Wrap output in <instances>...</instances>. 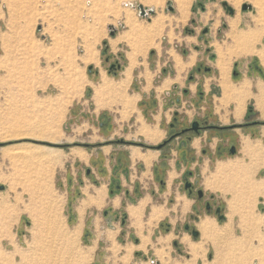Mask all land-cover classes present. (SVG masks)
Returning <instances> with one entry per match:
<instances>
[{
	"label": "crops",
	"instance_id": "obj_1",
	"mask_svg": "<svg viewBox=\"0 0 264 264\" xmlns=\"http://www.w3.org/2000/svg\"><path fill=\"white\" fill-rule=\"evenodd\" d=\"M172 1L175 17L181 16L182 22H177L175 18L176 22L165 23L164 31H160L162 28L155 29L153 21L149 23H153L151 26H139V11L135 15L138 21L132 20L130 15L126 21H119L121 26L125 25L129 32L133 31L140 37L135 36L132 40H124L121 36L118 39L112 38V44L117 40L115 45L124 42L129 46V62L121 78L115 79L103 72L102 80L95 85L96 88L105 79L111 83L118 82L116 86L101 85L104 95L100 97V101L103 103L101 106H105L100 107L99 97L95 98V90L93 95L98 110L114 109L118 116L111 118L105 114V122L99 123L100 130L92 131L90 135L92 139L87 142L90 146L75 147L83 149L86 156L78 158L81 165L77 162L76 167L72 168L73 178L69 188L70 191L81 190L84 195L76 204L81 225L88 212L91 215L98 214L93 217L96 236L94 244L101 240L119 244L117 238L122 229L118 226L125 221L122 212L127 214V227L130 229L126 233V242L121 245L122 259L129 260V249L133 256L138 251L142 257L140 262L133 260L126 263L127 261L121 260L119 264H205L207 253L204 238L216 245L224 238V234L220 235L218 231L228 232L229 236L232 229H237L235 225L238 226L243 215L254 213L253 209L246 207L247 199L264 197L261 188L264 180V78L260 70V67L264 70V47L257 45L264 32L253 26L249 28L250 21L246 12H222L219 19L205 16L208 14L206 12L203 17L208 19H194L196 34L186 35L182 29L193 19L190 14L194 0L184 10L178 0ZM128 8L136 12L133 8ZM208 25L207 36L210 39L205 42L198 30L207 28ZM159 32L166 33L168 46L158 49L157 59L153 60L154 65L151 67L148 53L158 42ZM129 35L131 34L126 37ZM201 40L205 46L195 49L196 41L200 43ZM179 42L190 48L186 57L176 50ZM192 45L194 50L191 49ZM165 54L167 59H164ZM211 54H215L216 58L211 59ZM200 61H204L210 69L206 70L205 66L196 67ZM169 62L172 68L167 66H170ZM235 70L240 74L239 80L234 79ZM135 78L138 80L139 90L130 94L127 89ZM115 92L121 95L116 101L113 94ZM37 101L40 103L42 100ZM139 102L142 108L139 107ZM249 105L253 108L251 116L248 112ZM74 107L71 106L70 118L74 117L78 121L79 108ZM1 109L2 106L0 113ZM85 109L82 106V111ZM125 113L128 117L132 113L129 119L132 125L121 124L128 118ZM145 115L149 116L151 122L147 121ZM175 116H178L177 129L189 127L194 121H200L203 126L242 127L203 129L191 140L188 138L189 133L178 137L164 150L120 142L96 145L124 139L127 142H144L157 146L168 138ZM59 117H62L61 102ZM248 119H257L262 123L247 125ZM45 126L38 124L34 127L44 129ZM24 127L15 124V121H4L0 126V143L25 137L22 133L11 136L14 130H24ZM4 130L9 131L5 137ZM235 136L239 143L237 153L227 157V148ZM26 146L32 147L20 144L1 149H5L3 152H8L13 157V152L10 153L12 150L25 149ZM36 146L38 145H33ZM45 148L47 147L34 148L41 153L40 159L46 156ZM220 148L225 157H219ZM164 153L169 157L164 156ZM123 154L128 161L125 158L119 160L120 156L124 157ZM190 175L193 176L190 178L192 180H198L199 177V184L208 196H215L226 203L224 223L220 224V219L209 213L196 218V199L190 197L185 190V180ZM80 176L86 181L81 188L78 185ZM91 178L98 179L100 184H93ZM162 178L165 179L166 186L161 192ZM137 186L142 195L133 203L130 196ZM84 201L87 203L85 206ZM193 217L196 218L193 223L200 234L198 238H194L191 229L186 228ZM166 220L170 229L165 235L156 234L154 239V233L160 228L161 222ZM131 231L139 237L138 245L129 241ZM169 242L173 245L172 248L169 247ZM151 250L153 253L150 257Z\"/></svg>",
	"mask_w": 264,
	"mask_h": 264
},
{
	"label": "rangeland",
	"instance_id": "obj_2",
	"mask_svg": "<svg viewBox=\"0 0 264 264\" xmlns=\"http://www.w3.org/2000/svg\"><path fill=\"white\" fill-rule=\"evenodd\" d=\"M151 1L0 0V106L3 107L0 113V126L4 121H15V124L25 126L22 128L24 130H14L11 133L14 135L22 133L25 137L13 138L1 143L4 145H0V175L2 177L0 184L5 187L4 190H0V264H107L106 262L119 264L121 260H125L122 259L121 245L126 242V233L130 229L127 227L126 212H122L124 223L120 221L121 224L118 226L122 229L117 238L119 244L115 242L110 244L102 240L94 244L96 236L93 217L98 214L91 215L88 212L81 225L78 221L76 204L84 195L81 190L70 191L69 185L73 178L72 168L76 167L78 158L86 156L83 149L75 147H87L85 144L92 139L90 136L92 131L100 130L99 123L105 122V114L111 118L118 116L114 109L98 110L93 95L95 90V98L99 97L100 107L105 106H101L103 103L100 101V97L104 95L101 85L116 86L118 82L111 83L105 79L96 88L95 85L102 80L103 72L112 78H121L123 70L128 65L129 46L124 42L115 45L117 40L113 41L115 45L113 46L112 38L121 36L124 40L128 38L132 40L135 36H139L133 31L129 32L125 25H120L119 21H126L128 15L132 20L138 21L135 16L138 15V10L133 8L136 14L128 8L131 6L126 3H141L155 8V16L150 15L149 18L140 16L139 26L148 27L155 22V29L162 28L160 31H164L166 29L164 25L167 23L182 22L181 16L175 17V10H167L168 0ZM155 1L159 2L155 3ZM223 1H227L234 7L238 14L247 13L250 21L249 28L253 26L264 32V0H194L190 14L193 19L182 29L184 34L195 35L194 19H208L203 17L206 12L208 14L205 16L209 18L214 16L217 19L222 12L228 14L222 5ZM245 3L252 4V9L244 11L242 6ZM152 21L153 23L149 24ZM110 25L118 29L115 36L110 34ZM39 26L41 29L38 28ZM186 28L194 32L188 33ZM205 29H199L198 33L201 36L204 35L207 40L210 39L207 36L209 28L207 33ZM128 34L131 35L126 37ZM160 34L159 32L158 42L148 53V62L152 65L151 67L154 65L153 60L157 59L156 52L160 50V47L168 46L166 33ZM105 42H107L106 45ZM196 42L197 47L205 46L202 40L200 43ZM257 45L264 47V33H261ZM189 49L182 42L176 46V50L184 57L188 55ZM191 49L194 50L193 45ZM195 49L198 48L195 47ZM184 50H187V54H184ZM212 55L211 59H215L216 57L213 58ZM164 59H167V54ZM118 62L122 68L115 76L110 71ZM197 65L196 67H207L204 61H200ZM167 66L172 68L171 63ZM136 78L133 84L128 86L127 91L130 94L139 90ZM113 94L116 97L114 101L121 96L118 92ZM38 99L42 101L39 103ZM60 102L62 104L61 118L59 117ZM71 106L79 108L78 121L74 117L70 118ZM82 106L86 107L84 111ZM139 107L142 108L140 102ZM250 107L252 105H249L248 111L251 116L253 111L250 112ZM125 114L127 116V113ZM131 114L122 121V125L125 123L132 125L129 120ZM145 117L151 122L149 116L145 115ZM250 119L247 122L254 121ZM38 124L46 126L44 129L35 128L34 126ZM4 131V134H8L6 130ZM237 138L235 136L231 142L235 144L236 149L239 146ZM20 144L32 147L17 148L18 152L14 149L15 151L10 152H13V157L1 149ZM33 145L50 148H45L47 153L44 159H39L41 153L35 151L34 148L38 146L33 147ZM164 156L169 157L167 153H164ZM225 156L233 155L227 149ZM78 165H81V161ZM91 181L95 185L100 184L96 178H91ZM85 183L86 181L80 176L79 187H83ZM261 188L264 195V180ZM160 190L164 191L162 186ZM205 193L207 194L205 197L209 199L210 196L207 192ZM130 197H136L138 201L141 196H136L134 191ZM196 202L198 209H195L194 214L215 215L214 210L208 212L204 204ZM218 202L224 205L225 212L226 203L219 199ZM83 205L87 203L84 201ZM245 205L253 209L254 213L243 215L240 225H235L237 229H232L229 236H227L228 232L218 231L220 235L224 234V238L216 245L204 238L207 253L205 264H264V197L249 198ZM51 206L56 207L58 214L50 212ZM55 219L59 221L58 224L61 223L60 227L54 226L57 223ZM190 219V226L196 228L193 223L194 218ZM222 221L220 220L219 223H224ZM166 224H169L167 220L161 222L160 228L154 233V239L156 234L167 233ZM129 241L134 245L140 243L139 237L133 231ZM172 246L169 242V247L172 248ZM130 251L131 249L127 251L130 256L129 260H125L126 263L133 260L140 262L142 256L137 254L140 252L135 251L133 256ZM151 253H153L152 250L150 257Z\"/></svg>",
	"mask_w": 264,
	"mask_h": 264
},
{
	"label": "flooded vegetation",
	"instance_id": "obj_3",
	"mask_svg": "<svg viewBox=\"0 0 264 264\" xmlns=\"http://www.w3.org/2000/svg\"><path fill=\"white\" fill-rule=\"evenodd\" d=\"M235 12H236V10H235ZM229 13V12H228ZM208 29V28H207ZM208 32V31H207ZM206 32V33H207ZM115 65V64H114ZM116 66V65H115ZM115 66H113V67H115ZM210 68L209 67H206V70H209ZM178 116H175V118H174V122L172 123V125H171V129L170 130H172L171 131V133L169 134V136H168V138H170V136H171V138H170V143H169V145L172 143V142H174L178 137H181V136H185V135H187V134H189L190 133V135L188 136V138H189V140H191L194 136H197L203 129H220V130H225L224 129V127H229V126H218V125H210V124H206L205 126H203L202 124H201V122L200 121H198L199 123H200V130H199V132H195V131H193V130H187V129H189V128H191L192 127V124H191V126H189V127H185V128H182V129H177V123H178V118H177ZM254 121H258V120H254ZM254 121H252V122H247L246 124L247 125H250V124H254L253 122ZM195 122V121H194ZM260 123H262V122H260V121H258V123H256V124H260ZM210 126H214V127H210ZM230 128H234L233 126L231 127H229V128H227V129H230ZM236 128V127H235ZM168 138H166V139H168ZM165 139V140H166ZM164 140V141H165ZM119 140H117V141H115V142H118ZM163 141V142H164ZM125 142H127V141H125ZM124 142V143H125ZM162 142V143H163ZM138 143V142H137ZM139 143H144V142H139ZM162 143H160L159 145H161ZM1 144V143H0ZM146 144V143H145ZM135 145V144H134ZM148 145V144H147ZM159 145H157V146H159ZM168 145V146H169ZM139 146H141V145H139ZM150 146H152V145H150ZM168 146L167 147H164V146H162L161 148H159V149H157V150H164V149H167L168 148ZM233 146H235V144H231L230 145V147L229 148H227L228 150H229V152L231 153V155H236V153H237V149H236V152L235 153H233L232 151H231V148L233 147ZM77 147H79V146H77ZM143 147V146H142ZM236 147V146H235ZM145 148V147H144ZM151 149H154V148H151ZM220 150H222L221 148L218 150V152H220ZM218 155H219V153H218ZM220 157V156H219ZM191 177H193L192 175H190V176H187L186 177V180H185V190H186V192H188V194H189V196H190V194L192 195V196H190V197H192V198H195L196 199V201H198V203H200V201L201 200H203V203L202 204H204V208L208 211V212H211L212 210H214L215 211V215L218 217V213H217V210L220 208L221 209V211H220V213H222V214H224L225 215V212H224V209L222 208V205L220 204V202H218V199L217 198H215V196H210L209 197V199H207L205 196L207 195L206 193H205V191L203 190V188L202 187H200V181H199V177H198V180H192V179H190ZM187 183H190L191 184V186L190 187H187ZM200 190H202L203 191V195L202 196H200L199 195V191ZM200 206V205H199ZM198 209V205H197V202H196V204H195V209ZM198 212V211H197ZM198 217V214H197V216H196V218ZM226 217V216H225ZM196 218H194V219H196ZM224 221V220H223ZM189 225V224H188ZM190 226V225H189ZM191 229V232L193 231V230H195V229H193V227L191 228V226H190V228L188 229V230H190Z\"/></svg>",
	"mask_w": 264,
	"mask_h": 264
},
{
	"label": "water",
	"instance_id": "obj_4",
	"mask_svg": "<svg viewBox=\"0 0 264 264\" xmlns=\"http://www.w3.org/2000/svg\"><path fill=\"white\" fill-rule=\"evenodd\" d=\"M130 5H131L132 7H134V8H137L138 11H139V15H140L141 17H143V18H149L150 15H155V14H156V10H155V8H153V7H147V6H144V5L141 4V3H140V4L131 3ZM222 5H223V7H224V8H225L230 14H234V13H235V8L232 7L227 1H223V2H222ZM242 9H243L244 11L251 10V9H252V4H250V3H245V4L242 6ZM167 10H168V11H174V6H173V1H172V0H168V2H167ZM38 28L41 29V26H39ZM109 29H110V34H111L112 36H115V35L117 34V32H118V29H117L114 25H110V26H109ZM207 31H208V29L206 28V29H205V32H207ZM106 44H107V42H105V45H106ZM253 123L256 124V123H258V121H254ZM210 127H214V126H210ZM190 129L193 130V131H195V132H199V130H200V123H199L198 121L193 122L192 127L189 128V129H187V130H190ZM118 142H120V143H124L125 140H124V139H120ZM85 145L87 146L88 144H85ZM161 147H162V145H159V148H161ZM231 151H232L233 153H235V152H236V147L233 146V147L231 148ZM190 186H191V184H190V183H187V187H190ZM4 189H5L4 185L0 184V190H4ZM199 195H200V196L203 195V191H202V190L199 191ZM220 211H221V209L219 208V209L217 210L218 218H219L220 220H225V219H226L225 215L222 214V213H220ZM186 228L189 229L190 226L187 225ZM192 235L194 236V238H198L200 234H199V231H198L197 229H195V230L192 231ZM175 244H177V242H176ZM152 261H154V260H152Z\"/></svg>",
	"mask_w": 264,
	"mask_h": 264
},
{
	"label": "trees",
	"instance_id": "obj_5",
	"mask_svg": "<svg viewBox=\"0 0 264 264\" xmlns=\"http://www.w3.org/2000/svg\"><path fill=\"white\" fill-rule=\"evenodd\" d=\"M201 5H203V4H201ZM203 9H204V7H203ZM186 31L188 32V33H193L194 31L193 30H191L190 28H186ZM202 37V39H205V36L204 35H202L201 36ZM205 41L206 42H208V39L206 40L205 39ZM196 48H198L199 49V47H197L196 46ZM184 54H187V50H184ZM212 57L213 58H215L216 56L213 54L212 55ZM122 68V66H121V64L118 62V63H116V66L113 68V69H111V74H113V75H115V76H117V73H118V70H120ZM92 70V67L90 68V71ZM260 70L262 71V73H263V78H264V71H263V69L262 68H260ZM239 78H240V74L237 72V70H235V72H234V79L235 80H239ZM253 111V108L252 107H250V112H252ZM234 128L235 127H242L241 125H235V126H233ZM227 128H229V127H224V129H227ZM172 136V135H171ZM171 136H170V138H171ZM170 138H168V139H166L161 145L162 146H164V147H167L168 145H169V143H170ZM115 141H111V142H107V143H114ZM125 143H128V144H135V145H141V146H143V147H145V148H154V149H159V146H150V145H147V144H145V143H137V142H125ZM0 145H4V144H0ZM81 145H83V144H81ZM96 145H101V144H96ZM87 146H90V145H87ZM219 153V156L220 157H222L223 155H222V150H220V152H218ZM124 155V154H123ZM167 157V156H166ZM120 159L119 160H124V158H125V160L126 161H128V159L125 157V155H124V157H119ZM161 186H162V189H164L165 188V186H166V184H165V179L164 178H162V183H161ZM114 193V191H113V188H112V194ZM135 194H136V196H138V197H140L141 195H142V192H141V190H140V187L139 186H137V188H136V190H135ZM190 196H192L191 194H190ZM130 200H132V202H136V197H130ZM200 203H203V200H201L200 201ZM222 208L224 209V205H222ZM196 210H197V208H196ZM194 218V217H193ZM223 222V221H222ZM167 225V229L166 230H169L170 229V224H166ZM193 229H195V228H193ZM138 255H141V253H137Z\"/></svg>",
	"mask_w": 264,
	"mask_h": 264
},
{
	"label": "bare ground",
	"instance_id": "obj_6",
	"mask_svg": "<svg viewBox=\"0 0 264 264\" xmlns=\"http://www.w3.org/2000/svg\"><path fill=\"white\" fill-rule=\"evenodd\" d=\"M150 2H152L151 0H150ZM158 3L159 1H155V3ZM189 2H191L190 0H178V3H179V5H180V7H181V9L182 10H184V8L189 4ZM130 3H132V2H130ZM130 3H126L127 5H129L130 6ZM132 7V6H131ZM148 7V6H147ZM132 8H134V7H132ZM135 9V8H134ZM137 9V8H136ZM138 10V9H137ZM156 15V14H155ZM151 33H153V32H151ZM150 35V34H149ZM118 39V38H117ZM120 39V38H119ZM149 45V44H148ZM243 54V53H242ZM118 88V87H117ZM109 89V88H108ZM119 89V88H118ZM121 91V90H120ZM131 101V100H130ZM125 102V101H124ZM133 106V105H132ZM9 132V131H8ZM6 133H7V131H6ZM3 135V134H2ZM7 135V134H6ZM15 135H17L16 133H15ZM11 136H13V134L11 135ZM4 137H5V134H4ZM7 137H10V136H7ZM4 139H6V138H4ZM55 141V140H54ZM15 148V147H14ZM40 149V148H39ZM5 150V149H4ZM9 150V149H8ZM17 150V149H16ZM13 151V150H12ZM15 151V150H14ZM36 151V150H35ZM38 151V150H37ZM49 151V150H48ZM75 151H78V150H75ZM10 152V151H9ZM6 153H8V152H6ZM49 153V152H48ZM55 153V152H54ZM76 153V152H75ZM76 154H78V153H76ZM9 155V154H8ZM30 155V154H29ZM23 156V155H22ZM26 156V158L28 157L29 158V156H27V155H25ZM33 156V155H32ZM64 156V155H63ZM71 156V155H70ZM45 157V156H44ZM42 158H43V156H42ZM40 159V158H39ZM56 159H57V157H56ZM36 160H38L37 158H36ZM62 161V160H61ZM52 179V178H51ZM60 204V203H59ZM59 204H57V205H59ZM55 206H56V204H55ZM57 207V206H56ZM56 207H54V206H51L49 209H50V212H52L53 214L54 213H56L57 211V209H56ZM59 207V206H58ZM60 208V207H59ZM59 210V209H58ZM60 211V210H59ZM56 214H58V213H56ZM55 218H57V215H55ZM59 218V217H58ZM56 221H57V219H55ZM55 220H54V222H55ZM59 220H60V218H59ZM58 222L59 221H57V223H55V225L54 226H56V227H60L61 225V223L60 224H58ZM202 227V226H201ZM208 227V226H207ZM212 228V227H211ZM53 229V228H52ZM213 229V228H212ZM206 230H208V228L206 229ZM208 232H211L212 233V231H208ZM214 232H216V231H214ZM218 235V234H217ZM73 237V236H72ZM194 247V246H193Z\"/></svg>",
	"mask_w": 264,
	"mask_h": 264
},
{
	"label": "built area",
	"instance_id": "obj_7",
	"mask_svg": "<svg viewBox=\"0 0 264 264\" xmlns=\"http://www.w3.org/2000/svg\"><path fill=\"white\" fill-rule=\"evenodd\" d=\"M133 3V2H132ZM131 4V3H130ZM131 6V5H130Z\"/></svg>",
	"mask_w": 264,
	"mask_h": 264
}]
</instances>
